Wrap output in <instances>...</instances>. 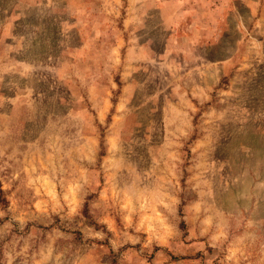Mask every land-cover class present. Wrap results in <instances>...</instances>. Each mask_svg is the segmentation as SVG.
Listing matches in <instances>:
<instances>
[{
  "label": "rangeland",
  "instance_id": "obj_1",
  "mask_svg": "<svg viewBox=\"0 0 264 264\" xmlns=\"http://www.w3.org/2000/svg\"><path fill=\"white\" fill-rule=\"evenodd\" d=\"M0 264H264V0H0Z\"/></svg>",
  "mask_w": 264,
  "mask_h": 264
}]
</instances>
